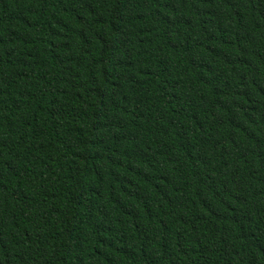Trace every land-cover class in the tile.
I'll list each match as a JSON object with an SVG mask.
<instances>
[{
    "label": "trees",
    "instance_id": "obj_1",
    "mask_svg": "<svg viewBox=\"0 0 264 264\" xmlns=\"http://www.w3.org/2000/svg\"><path fill=\"white\" fill-rule=\"evenodd\" d=\"M0 264H264V0H0Z\"/></svg>",
    "mask_w": 264,
    "mask_h": 264
}]
</instances>
